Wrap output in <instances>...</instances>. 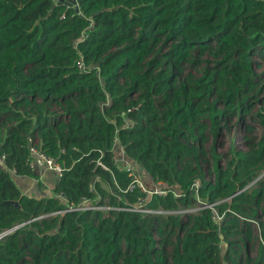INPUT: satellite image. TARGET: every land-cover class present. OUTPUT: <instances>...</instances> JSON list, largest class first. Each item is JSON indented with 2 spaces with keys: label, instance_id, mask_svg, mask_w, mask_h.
Segmentation results:
<instances>
[{
  "label": "trees",
  "instance_id": "obj_1",
  "mask_svg": "<svg viewBox=\"0 0 264 264\" xmlns=\"http://www.w3.org/2000/svg\"><path fill=\"white\" fill-rule=\"evenodd\" d=\"M28 145L50 195L12 180ZM0 160V264H264V0H0Z\"/></svg>",
  "mask_w": 264,
  "mask_h": 264
},
{
  "label": "built area",
  "instance_id": "obj_2",
  "mask_svg": "<svg viewBox=\"0 0 264 264\" xmlns=\"http://www.w3.org/2000/svg\"><path fill=\"white\" fill-rule=\"evenodd\" d=\"M76 68L79 70L84 69V66L82 65L80 60L76 61ZM116 147H119V146L117 145L116 140H114V142H113V150L114 151H115ZM121 155H122V153H121ZM114 160H115V163L117 165H119L121 168L130 172V174L132 175V182L134 184H136L140 188V190L144 193L143 197H140L136 200L135 205L131 208V210L140 212V213L145 214V215L165 213L164 211H161V210H153V209L144 207L145 202L150 195H152V194L160 195L163 193V191H161L159 188L160 183H157L154 186V188H152V189H147L142 185V183L133 174L132 168H131L132 165L130 164V162H128L126 159L123 160L122 158L119 160L118 156L116 157V153H115V159ZM25 161H26L28 168L32 172L35 170L43 169V170L50 171L54 175V177H59L61 175V169L58 166V164L51 157H48L47 155H45L43 152H41L37 147H35L33 145L27 146V156L25 158ZM38 181H39V179H38V177H36L34 179V182L39 184L40 182H38ZM58 196H59V198H61L60 194H58ZM107 208L108 207L92 205L87 201V199H82L76 206H67L63 211L77 210V209H80V210H92V209L105 210ZM212 219L214 222H218L220 220V216L213 212ZM14 228L15 227H13L12 229L5 230V231L1 232L0 237L5 235L6 233L12 231Z\"/></svg>",
  "mask_w": 264,
  "mask_h": 264
},
{
  "label": "crops",
  "instance_id": "obj_3",
  "mask_svg": "<svg viewBox=\"0 0 264 264\" xmlns=\"http://www.w3.org/2000/svg\"><path fill=\"white\" fill-rule=\"evenodd\" d=\"M116 153H121L119 147L115 148ZM119 153L117 155H119ZM0 163L2 164L1 160ZM34 177L22 176V175H12V180L21 193L32 196L41 197L44 195H50V189L55 181L54 175L48 170H35L32 172ZM38 177L39 185L34 182V179Z\"/></svg>",
  "mask_w": 264,
  "mask_h": 264
},
{
  "label": "rangeland",
  "instance_id": "obj_4",
  "mask_svg": "<svg viewBox=\"0 0 264 264\" xmlns=\"http://www.w3.org/2000/svg\"><path fill=\"white\" fill-rule=\"evenodd\" d=\"M250 135H256V136H258L259 135V130L257 128H255L254 131L252 133H250ZM219 139H220V141L218 142L217 152L220 155H223V153H225V152L228 151V147L231 144V141H233L234 146L237 147V148L244 149V147H245L244 146V143H243V141L241 139V134H236L235 131L232 133V135H227L225 133H222L220 135ZM121 158L123 160L125 159L124 157H122L121 153H119L118 159L120 160ZM131 165L130 166L132 168L133 174L142 183V185L145 188H147V189L154 188V184L151 183V181L146 176V174L144 172H142L141 169H139L138 167H136L134 164H131ZM263 173H264V170L261 171V174L260 175H262ZM260 175H258V176H260ZM198 207H199V204L197 202H195L194 205L191 208H188V209L189 210H194V209H196ZM175 213H179V211H175ZM251 251L252 252L250 253V255H253L254 254V245H252V250Z\"/></svg>",
  "mask_w": 264,
  "mask_h": 264
},
{
  "label": "water",
  "instance_id": "obj_5",
  "mask_svg": "<svg viewBox=\"0 0 264 264\" xmlns=\"http://www.w3.org/2000/svg\"><path fill=\"white\" fill-rule=\"evenodd\" d=\"M55 4H63L67 7H72L74 11L77 12V0H51ZM13 205L17 206L16 202H11Z\"/></svg>",
  "mask_w": 264,
  "mask_h": 264
}]
</instances>
